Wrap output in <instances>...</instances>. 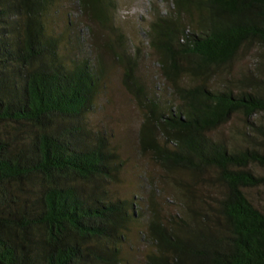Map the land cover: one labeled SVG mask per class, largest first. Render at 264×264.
<instances>
[{
  "label": "trees",
  "instance_id": "16d2710c",
  "mask_svg": "<svg viewBox=\"0 0 264 264\" xmlns=\"http://www.w3.org/2000/svg\"><path fill=\"white\" fill-rule=\"evenodd\" d=\"M160 1L144 32L151 77L119 0H69L66 27L76 15L93 41L71 58L53 25L64 0H0V264H132L144 217V264H264L248 193L264 188V0ZM118 68L143 115L137 154L174 185L170 214L153 179L146 197L113 192L124 162L90 116ZM238 115L246 132L220 133Z\"/></svg>",
  "mask_w": 264,
  "mask_h": 264
},
{
  "label": "rangeland",
  "instance_id": "374dc122",
  "mask_svg": "<svg viewBox=\"0 0 264 264\" xmlns=\"http://www.w3.org/2000/svg\"><path fill=\"white\" fill-rule=\"evenodd\" d=\"M120 13L117 24L125 30L130 36L131 40L137 45H143L144 50L150 58L146 57L143 68L149 72L152 77L153 73L157 71L154 65L155 58L150 54L147 45V38L144 35L145 29L148 26L147 21L150 19L151 3L153 0H119ZM161 3L162 9L166 10V5ZM72 4L69 0H64L59 12L54 21L56 34L64 35V43L62 53L71 58L74 52L79 53V45L83 49L90 48L92 44V36L88 34L86 29V22L78 20L76 15L71 16L74 23L73 27H66L69 23L67 17L71 11ZM71 14V13H70ZM86 41V42H85ZM256 60L254 55L249 56L235 67L236 75L240 70L254 69ZM123 70L118 68L110 72L108 88L102 94L96 110L90 116V125L98 130H103L110 137V141L114 147L117 148L124 166L119 174L120 182L113 187L114 194L124 199H131L134 196L146 197L148 191L142 186H145L147 180L155 181V185L159 186L163 191V196L159 197L161 208L167 214L175 212L179 206L175 199L173 184H161L162 172L150 159L140 157L137 154V132L142 123L143 115L141 109L136 105L134 98L128 94L124 89L121 79ZM260 117H256L258 121ZM246 122L241 115L235 116L232 121L223 127L220 133L226 137L231 135L241 134L246 132ZM248 132V129H247ZM237 142L239 140L237 139ZM172 182V181H169ZM151 184V183H150ZM249 197L256 204L258 208L264 210V188L251 190L248 192ZM165 197L169 199L167 203ZM145 202H142L141 207H145ZM146 218L144 217L138 225H134L135 229L129 236V242L124 247V256L132 260V264H144L143 259L147 254L148 244L140 239V231L145 230Z\"/></svg>",
  "mask_w": 264,
  "mask_h": 264
}]
</instances>
